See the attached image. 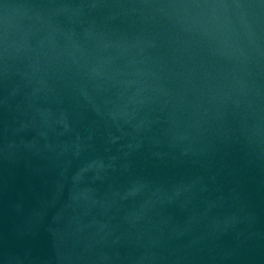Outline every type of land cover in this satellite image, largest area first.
Wrapping results in <instances>:
<instances>
[{
	"label": "water",
	"instance_id": "water-1",
	"mask_svg": "<svg viewBox=\"0 0 264 264\" xmlns=\"http://www.w3.org/2000/svg\"><path fill=\"white\" fill-rule=\"evenodd\" d=\"M0 264H264V0H0Z\"/></svg>",
	"mask_w": 264,
	"mask_h": 264
}]
</instances>
